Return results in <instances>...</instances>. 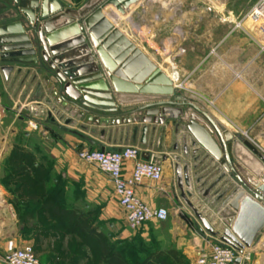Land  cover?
Listing matches in <instances>:
<instances>
[{
    "label": "crops",
    "instance_id": "1",
    "mask_svg": "<svg viewBox=\"0 0 264 264\" xmlns=\"http://www.w3.org/2000/svg\"><path fill=\"white\" fill-rule=\"evenodd\" d=\"M55 1L60 3L63 9L85 10L86 15H90L108 0ZM134 6H136L135 2L125 7L124 13L132 11ZM105 8L114 13V10H117V7L111 3ZM104 9L105 15L115 23L117 28V33L111 38L108 45V49L114 57L108 54L104 56L97 54L98 63L106 74L105 79L87 85L94 92L90 99L98 104L117 105L118 107H133L160 99L161 95L146 91H151L154 88H169L168 81L172 77L169 60L174 55H171L170 58L162 53L159 57L143 52L136 53L134 50L136 44L129 39L127 40L129 44L122 45L120 41L127 38L120 33V26L114 21L112 15ZM226 9L230 13L243 11L242 9L235 11L229 7ZM21 10L20 0H0V42L4 43L5 37L16 29V23L21 22L26 25L27 21ZM59 23L63 24L62 21ZM164 26H166L165 23H157L149 28L146 26L145 29H164ZM185 26H192L194 42L210 43L215 47L206 56L196 58L190 70L183 69V77L187 76L189 80V89L182 90L173 85L176 95L204 109L230 134V143L233 144V160L240 168L242 176L247 178L260 175L262 177L264 173L262 162L244 145V136L238 130L224 123L223 118L220 117L223 114L220 113L223 112L225 116L241 124H246L264 108V55L258 53L257 47L249 41V38L237 31V28L231 23L225 21L178 22L175 25L178 42L180 41L179 37L182 40L186 38ZM217 29L226 31L218 42L214 40L213 33ZM200 30H208V32L201 33ZM144 36L145 44L153 47L156 42L149 38V32H145ZM169 40L170 38H167L162 41L163 47H167V50ZM1 44L0 106L3 115L0 119V264H6L4 257L11 251L22 247L26 241L24 225L14 206V195L6 187L7 176L5 175L19 172L20 168L14 165L15 158L19 156L18 152L14 151V138L19 132L18 127L28 124V119H30L28 113H33V108L46 112L50 122L54 125L60 127L65 125L70 128L68 134L76 154L78 151L90 147L92 149L119 150L128 146H136L140 148L143 159L145 152L151 153V159L156 160L161 157L164 167L162 180L145 179L142 184L136 186L135 190L137 196L149 206L166 208L169 211V217L164 222L168 226L172 244L181 249L183 253L198 255L209 246L204 245V241L209 242L210 235L204 230L202 224L200 225L180 195L174 167L175 157H181V163L188 164L190 167L192 179L190 190L193 192L191 201L208 218L216 230L223 231L225 225L221 212L225 209L226 202L225 198L218 199V196L229 187L233 186L236 190L238 186L229 176H226L208 196H203L205 189L221 173L225 172V169L220 163L214 161L206 151L201 150L197 154L198 161L194 160L196 154L184 155L182 149L186 144L184 140V135H187L186 130L182 128L178 130L174 120H166L164 124H150L146 144L141 143V127L143 125L141 123H126L107 127L89 126L87 131L83 130L81 128L82 118L73 117L71 110L67 106L64 107L63 102L58 98L53 97L52 89L43 74L40 73L41 67L30 61V58L21 60L19 57H14L12 53L15 50L3 49ZM217 47L220 52L218 56H214L213 51ZM175 56L178 57V55ZM217 57H219L218 60ZM106 65L110 68H106ZM141 87L146 89L145 92L141 90ZM187 109L197 113L193 108L187 107ZM197 115L202 117L199 113ZM68 119H72V122L67 123ZM94 129L96 132H93ZM101 129H105L104 135H101ZM40 132L45 134L46 131L41 129ZM190 149L193 150L191 146ZM19 153L22 154V158L37 156L33 150H23ZM52 154L54 158H61L63 155L69 158H65V161L69 162L64 172L66 177L63 190L65 205L69 203L67 199L73 198L74 192L76 194L79 192L81 199L87 202L86 205L95 203L101 206V219L113 220L120 217L119 203L114 187L105 173L99 172L95 167L92 169L82 167L76 158L67 155L66 150L64 153L53 151ZM34 164L38 165L37 162ZM196 165L197 167L194 168L193 166ZM132 170L133 163L128 162L126 174L130 175ZM198 178L203 179L201 183L196 182ZM257 180L259 179L257 178ZM74 181V187H72ZM233 194L232 192L231 195ZM156 235L158 234L156 233ZM214 239L217 241L216 238ZM245 255L250 257L248 260L252 258L254 260L247 262V259H243L241 264H264V232L258 237L253 247L245 251Z\"/></svg>",
    "mask_w": 264,
    "mask_h": 264
},
{
    "label": "rangeland",
    "instance_id": "2",
    "mask_svg": "<svg viewBox=\"0 0 264 264\" xmlns=\"http://www.w3.org/2000/svg\"><path fill=\"white\" fill-rule=\"evenodd\" d=\"M258 0H136L134 9L128 13L114 10L110 11L108 8L104 9L108 14L112 15L114 21L120 26V33L126 36L127 39H122L120 43L129 44L128 39L134 42L136 53H148L154 56L162 53L165 56L174 55L169 60V70H172V85H176L182 90L189 89L188 77H183V69L190 70L194 65V60L198 57L206 56L209 51L215 47L210 43L194 42L192 37V26H185V33H187L184 40L180 38L178 42V33L175 27L178 22L192 23L194 21L209 22H227L234 27L243 16L257 3ZM103 4V3H102ZM99 6V5H98ZM232 10L242 9V12H229L226 8ZM247 7V8H246ZM98 8V7H97ZM147 8V10H146ZM109 10V11H108ZM157 23H165L164 29L149 27L155 26ZM262 24L263 22H257ZM255 22L245 23L243 28H237L242 35L249 38V41L258 49V53L264 55V32L260 30ZM148 27L145 29V27ZM124 28V29H121ZM147 30V31H146ZM145 32H149V38L156 42L153 47L146 45L144 40ZM199 32H208V30H200ZM226 31L222 29L214 30V40L222 38ZM244 36V37H245ZM170 38L169 47H163V40ZM173 38V40H171ZM177 38V39H176ZM163 39V40H162ZM110 56L109 52L104 49ZM114 50V49H113ZM220 50L215 48L214 56H218ZM105 53V54H106ZM175 55H178L175 56ZM219 57H217V60ZM172 60V61H171ZM160 69V68H158ZM171 73V71H170ZM183 73V74H182ZM2 108V107H1ZM27 114V112H25ZM220 113V112H219ZM224 123L227 126L238 130L244 139L254 145L264 155V108L260 110L257 115L251 118L248 123L241 124L234 119L225 116V113H220ZM30 119L28 124L20 125L19 132L14 138V150L18 149L24 151L33 150L37 156L34 157L35 162L41 167L38 174H35L33 180L44 181V186L36 190V193L41 197L39 200H31L28 198V192L32 193L33 189L29 191L16 190L19 184L28 179L23 175H12L8 177L6 174V187L11 189L14 195V202L16 204L17 212L24 225L25 244L33 246L39 264H106V259L103 258L99 243L94 239L87 238L78 233H70L72 224L65 222L63 214L55 215L50 210V215H46L41 208L42 203L47 202L49 195H53V191L48 192L44 189L49 184L50 187L56 185L57 191L64 190L65 169L68 165V158L63 155L61 158H54L52 152L67 151V155L76 158L79 165L89 169L98 167L79 158V151L72 147L70 140L69 127L57 126L50 122L46 112L39 110V113H28ZM36 120L38 129H33L29 125L31 120ZM44 129L46 132H40ZM30 131V132H29ZM39 132V133H37ZM32 133V134H31ZM69 151V152H68ZM78 155V157H77ZM69 156V157H70ZM69 159V158H68ZM161 162V157L156 159ZM27 164H30L31 159H26ZM7 164V163H6ZM56 167L54 170L53 168ZM51 170L48 176V170ZM99 172H101L99 170ZM264 175V174H263ZM48 177L50 179H48ZM78 177L76 178V180ZM81 180V179H80ZM74 183L72 187H74ZM70 185V183H69ZM77 187V184H75ZM231 188V189H230ZM234 192V188L229 187L224 191V198ZM80 193L74 192L73 198L67 199L69 202L65 205L64 200H55L51 207L60 205V208L70 209L79 208L85 213L90 214L92 225L99 231L105 234V239L108 241L111 250L121 254L127 259L130 264H138L157 252L175 251L177 257H171V264H194L197 254L183 253L181 249L172 244V239L169 237L168 226L164 221L148 222L145 225L131 229L127 226L125 211L119 204V215L113 220L101 219L102 208L95 203H88L81 199ZM222 198V199H224ZM41 208V209H40ZM40 209V210H39ZM69 215L67 214L66 217ZM201 225V223H200ZM156 233L158 235H156ZM209 242L204 241V245H209L216 240L209 236ZM218 241V240H217ZM249 257V256H248ZM250 258V257H249ZM248 258V259H249ZM247 259V260H248ZM254 258L247 262L253 261ZM160 261L155 260L153 264H159Z\"/></svg>",
    "mask_w": 264,
    "mask_h": 264
},
{
    "label": "water",
    "instance_id": "3",
    "mask_svg": "<svg viewBox=\"0 0 264 264\" xmlns=\"http://www.w3.org/2000/svg\"><path fill=\"white\" fill-rule=\"evenodd\" d=\"M133 2L136 0H108L93 13L86 15L85 10L63 9L55 0H20L21 11L28 27L21 22L16 23V29L5 37L4 43L0 42L1 47L6 50L11 48L15 50L12 53L14 57L21 60L30 58V61L41 67L40 73L52 89L53 97L62 101L64 107L67 106L71 110L73 117L82 118L83 130L87 131L89 126L141 123L142 144H146L149 125L153 123L164 124L166 120H174L178 130H186V144L182 149L184 155L196 154L194 160L198 161L197 154L201 150L206 151L225 169V172L205 189L203 196H208L226 176L236 183L238 189L234 190L233 195L225 198L226 206L221 212L225 225L222 232L216 230L191 201L193 192L190 190V167L188 164H182L181 157L177 156L174 167L180 195L210 236L231 246L242 255L253 247L264 232V175L247 178L242 176L240 168L233 160L230 134L204 109L176 95L171 80L168 81L167 89L154 88L146 91L159 94L161 98L143 105L118 107L98 104L90 99L94 92L87 85L105 79L106 74L98 63L97 54L104 56L106 49L110 56L114 57L108 45L117 33V28L103 9L111 3L119 12H124V8ZM61 21L63 24L59 23ZM106 68L109 69L110 66L106 65ZM141 90L145 92L146 89L141 87ZM187 107L193 108L202 117L188 111ZM70 122L72 119L67 120V123ZM93 132H96V129ZM105 132V129L100 130L101 135ZM243 141L264 166V155L249 141ZM150 157V152L144 153L145 160H150ZM193 167L196 168L197 165ZM202 180L198 178L196 182L201 183ZM224 195L220 194L218 199L224 198ZM240 263L242 257L238 256L236 264Z\"/></svg>",
    "mask_w": 264,
    "mask_h": 264
},
{
    "label": "built area",
    "instance_id": "4",
    "mask_svg": "<svg viewBox=\"0 0 264 264\" xmlns=\"http://www.w3.org/2000/svg\"><path fill=\"white\" fill-rule=\"evenodd\" d=\"M263 22L258 24L260 30L264 32V0L257 3L236 23L235 28H243L245 23ZM32 112L37 115L38 108H33ZM3 110L0 106V119ZM29 125L33 129H38L36 120H31ZM83 161L95 164L98 169L105 173L115 191L118 203L123 207L126 216L127 226L137 229L148 222L165 221L169 217L166 208H153L143 202L136 194V186L142 184L145 179L161 181L164 167L160 161L155 159L145 160L141 158L140 148L128 146L121 150L102 149H82L78 153ZM133 163V170L130 175L126 174V165ZM238 256L248 259V255L239 254L231 246L215 241L210 244V248L203 249L197 256L194 264H236ZM6 264H39L34 248L30 244H24L4 257ZM241 264V263H240Z\"/></svg>",
    "mask_w": 264,
    "mask_h": 264
},
{
    "label": "trees",
    "instance_id": "5",
    "mask_svg": "<svg viewBox=\"0 0 264 264\" xmlns=\"http://www.w3.org/2000/svg\"><path fill=\"white\" fill-rule=\"evenodd\" d=\"M15 152H18V158H15V167L20 168L18 169L19 172H15L12 175H23L27 176L28 179L23 181L22 183L19 184V187L16 190H21L23 192L29 191V189H33L32 193L28 192V198L31 200H39L41 197L36 193V190L45 187L44 186V181H38V180H33L31 176H34L35 174H38V172L41 170L40 166H36L34 164L35 160L32 157H25L22 158V154L19 152H22L23 150L18 149V151L14 150ZM26 159H31L30 164H27L25 161ZM38 164V163H37ZM21 166V167H20ZM51 170H48V176H50ZM8 177H11L8 175ZM48 179H50L48 177ZM7 185V184H6ZM47 192L48 195L50 191H53V195H49L48 201L45 203H42L41 208L44 210L45 216L50 215V210L53 211L52 213L55 215L63 214V218L65 222L72 224V229L70 233H78L79 235H84L87 238L94 239L99 243V248L101 250L102 256L104 259H106V264H130L125 257H123L121 254L111 250L110 245L108 241L105 239V234L101 231H99L95 226L92 225L91 222V216L88 213H85L79 208H70V209H63L58 206L51 207L53 201L58 200H64V195H63V190L57 191L56 185L50 187V184L44 188ZM11 191V189H9ZM14 206L16 208V204L13 200ZM65 203V200H64ZM40 208V209H41ZM39 209V210H40ZM17 210V209H16ZM18 213V212H17ZM69 215L66 217V215ZM19 215V214H18ZM20 217V216H19ZM171 257H177V253L175 251H169V252H157L148 257L147 259L143 260L142 262L138 264H153L154 259L160 261L159 264H171L170 258Z\"/></svg>",
    "mask_w": 264,
    "mask_h": 264
}]
</instances>
